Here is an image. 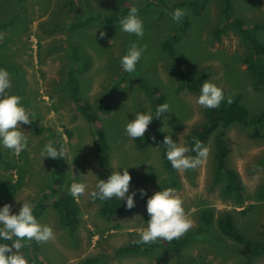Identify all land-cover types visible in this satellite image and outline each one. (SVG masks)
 Wrapping results in <instances>:
<instances>
[{
    "label": "rangeland",
    "instance_id": "rangeland-1",
    "mask_svg": "<svg viewBox=\"0 0 264 264\" xmlns=\"http://www.w3.org/2000/svg\"><path fill=\"white\" fill-rule=\"evenodd\" d=\"M67 1L70 0H22L24 13L19 15L14 0H0V33L4 30L1 20L12 14L19 20L14 27L16 32L8 33V47L3 54L0 52V61L11 63L13 60L19 69L16 73L8 70L12 82L9 91L16 95L20 92L21 103L35 113L30 118L31 124L21 125L29 138L26 150L17 156L0 148L3 159L17 166L9 172L4 164H0V180L10 175L15 180L19 169L24 172L21 186L7 203L15 212L21 201L30 200L34 205L47 191L55 159L42 158L41 149L50 140L63 148V158L70 173L68 178L79 179L73 174H84L90 187L94 186L97 164L92 142L93 123L69 98L70 84L66 79L68 74H73L78 82H71V85L76 86L78 95L91 104V112L99 116L95 124H100L105 132L110 173L117 164L128 166L130 191L137 190L134 197L137 207L123 216H101L97 200L74 199L80 212L77 228L72 234L60 223L57 212L47 207L37 220L52 227L54 238L39 243L40 256L47 259L48 264H78L90 256L100 257L99 264H151L154 253L161 251V247L115 252L146 226L147 221L142 216L146 213L147 197L160 187H171L181 198L194 226L180 237L188 235L186 244L166 253L167 264H244L248 250L222 233L215 218L220 212L229 211L249 238L264 240V201L256 199L264 183V128L260 126L257 135L252 126L232 124L225 133L229 147L228 163L240 174L244 195L248 197L242 206L221 197V180L217 184L213 182L211 141L207 144L210 152L205 163L196 169L175 170L173 177L165 170L160 149L155 143L149 142L144 148H138L136 140L129 139L124 132L127 119L131 120L138 111H151L144 82L156 86L162 92L164 102L169 104V112L163 116L171 131L165 134L174 141L188 143L187 134L205 119L204 108L195 102L198 93L177 89L179 80L170 68L171 58L161 47L169 35L170 25L174 24L163 3L170 5L179 0L155 1L145 9L142 8L147 0H127L128 7L135 5L140 9L138 15L144 25L140 38L122 32L115 21L92 20L68 30V22L74 17L79 20L94 15L121 14L123 17L129 8L123 10L115 0H71L72 11L68 12ZM231 1V13L246 21L264 23V0ZM183 10L188 15L187 30L173 42L171 49L185 54L186 75L196 77L205 73V79L230 93H239L240 102L249 114L260 112L264 108V89L252 87L251 77L240 60L244 42L232 27L225 26L219 0H209L198 16H194L190 9ZM18 25H21L20 31H17ZM24 26L27 30L19 34ZM256 36L264 44V26L256 31ZM133 42L144 49L136 70L124 73V78L116 82L124 72L120 57ZM86 59L91 62L87 64L88 69L82 71L80 67ZM100 99L109 105L107 110L102 109ZM163 116L162 120L165 119ZM167 125L162 127L161 122L162 131H169ZM66 129L71 131V136ZM173 178L176 184H173ZM141 188L145 190L143 197L138 191ZM47 201L43 200L44 203ZM204 207L212 210L214 233L195 230L201 225L200 210ZM251 264H264V253L254 257Z\"/></svg>",
    "mask_w": 264,
    "mask_h": 264
},
{
    "label": "trees",
    "instance_id": "trees-1",
    "mask_svg": "<svg viewBox=\"0 0 264 264\" xmlns=\"http://www.w3.org/2000/svg\"><path fill=\"white\" fill-rule=\"evenodd\" d=\"M115 1L123 6V10L128 7L127 0ZM155 1L163 2L164 0H147L145 7L142 9L153 5ZM208 1L209 0H179L178 2L172 3L170 5H166L165 2L163 4L165 5V11L169 15L172 12V7H174L190 9L194 16H198L202 10H205ZM14 2L16 4V9L18 10L16 13L22 15L24 13V9H22V0H14ZM219 4L221 12L225 18V26H229L230 28L232 27L234 32L239 36L242 42H244V51L240 56V60L242 64L246 66V70L251 77L250 80L252 87L256 90L264 89V44L256 36V31L259 28L263 27L264 23L258 21H246L245 19H242L239 16L231 13L230 11L233 7L231 0H219ZM68 5L70 7H67V11L71 12L73 2L71 0L67 1V6ZM137 9L140 11L139 8ZM15 17L16 16L12 14L8 17V19L1 20V27L2 29H4L0 33V52H2V54L3 51H5V49L8 47V43L6 41L8 33L10 31L16 32V29H14V27L15 25H17L19 20H17V18ZM121 18V14H113L108 16L94 15L88 16L81 20L74 17L68 22L67 29L69 30L71 26H83L85 23H88L92 20L119 22ZM187 23L188 15L185 13L180 22L170 25L169 35L164 39L161 47L169 54V57L171 58L170 68L174 70L179 80L177 89H187L190 92L199 94L200 85L204 82L206 74L200 73V75L196 77L187 76L184 72V64L186 61L185 54L183 52H176L171 49L173 42L181 38L186 33ZM20 26L21 25H18V28ZM225 26L224 29L221 28V30L224 31ZM26 30L27 27L24 26L22 28V32L19 34H23ZM17 31H20V28L17 29ZM2 54L0 53V58H2ZM77 58H80L79 55L77 56ZM90 62L91 61L86 59L80 69L82 71H86L89 67L88 65H90ZM0 66L7 70H13V73H16L17 71L19 72L16 63L13 60H11V63H7L5 60H2L0 61ZM124 73L126 74L127 72H123L122 76H119L115 81L120 82L121 79L125 76ZM66 82H69L70 84V89L68 88L69 98H71V101L74 105L78 106L81 109V112L87 118V120L93 123L92 142L97 164V179H106L110 174L108 155L109 149L103 128L100 124H95V122L99 120V116L96 112H91L93 111L91 108V104H89L87 100H84L83 97H80V95H78L76 86H73V84L71 85V82H78L77 79L74 78L73 74H68V79H66ZM144 90L146 95L150 99L151 112L154 114L155 108L159 104L164 103V96L156 86L147 85L145 82ZM222 90L225 94V97L227 99H230L231 102L228 103L226 102V100H222L219 108H204V121L195 126L187 134L186 137L188 139L189 147H191V144L195 140H199L205 145H207L209 141H211L212 157L214 161L213 182L217 184L221 180V197L233 201V203L237 206H242L248 199V197L244 195V188L242 186L240 174L228 163L229 147L226 142L225 133L230 125L239 124L245 127L252 126L254 133L257 135L260 134V126L261 128H264V108L260 112L249 114L246 107L243 106L240 102L241 96L239 93H230L224 88H222ZM18 94L20 95V92H18ZM99 101L102 105L103 110H107L109 108V105L107 103H103L104 101L102 102L101 99ZM160 119L162 120V116L160 117ZM160 119L153 118L151 123L148 125L147 135L135 139L136 146L138 148H144L149 142L155 143L156 146L160 149V158L165 167V170L168 173L172 174L173 177H175V169L171 167L169 161L165 158L166 146L163 145L162 142L163 136L166 134L162 132ZM38 130L39 129H37V131ZM66 133L68 134V136H71L70 130L66 129ZM55 146L57 145L55 144ZM190 155H194V153L190 152ZM54 159L55 160L53 163L51 184L47 188V191L41 195V198H39V200L34 203L33 214L36 218H38L40 214L50 206L57 212L58 219L63 227L68 230L69 234H72L77 228L80 209L73 197L68 192V188L72 180L68 178L70 173L66 168L65 159L59 157ZM0 164H4L5 169L9 172L13 170V167L17 169V166L14 163L6 162L3 159L1 150ZM18 171V176L15 180L11 178V175L6 179L3 178L0 180V205L8 202L14 196L16 190L21 186L24 172L22 171V169H19ZM175 180L176 179L173 178V184H176ZM256 199L258 201H264V183L260 186L258 194L256 195ZM43 200H48V203H44ZM97 201L99 202L98 212L101 216H123L132 213L137 207L135 203L134 207L126 208L124 206L123 200L119 202L115 198H112L111 200H105L103 202L99 200ZM251 205L252 204H250L249 207ZM244 209H242L241 211H243ZM142 218L144 220L148 219L147 212L143 214ZM213 219L214 218L211 208H202L200 210L201 225L195 230L198 233H214L211 228L212 222L214 221ZM215 222L222 233L246 247V249L248 250V258L246 259V262L244 264H251L254 257H258L264 253V240L249 238V235L238 226L231 212H220L215 218ZM187 236L188 235H185L184 238L175 239L169 242L158 240L155 243L145 245L137 243L138 233H135L134 238L131 239L127 244H124L117 248L115 253H129L130 251H137L140 248L152 250L155 247H161V251L154 253V260L151 264H167L168 260L166 259V253L171 249L180 248L181 246H183V244H186L188 239ZM4 242L8 243L11 246V241ZM40 251V245L35 241L24 242L23 247L20 249L21 254H23L27 258L29 264H48L49 261L40 256ZM99 263L100 257L90 256L83 258L78 264Z\"/></svg>",
    "mask_w": 264,
    "mask_h": 264
},
{
    "label": "clouds",
    "instance_id": "clouds-1",
    "mask_svg": "<svg viewBox=\"0 0 264 264\" xmlns=\"http://www.w3.org/2000/svg\"><path fill=\"white\" fill-rule=\"evenodd\" d=\"M184 15L185 10L181 8H175L170 13L174 23L180 22ZM118 25L124 33L137 38L143 36V21L135 5L129 7L127 14L119 20ZM100 35L103 36V32ZM143 51V47H138L135 42L127 48L119 60L124 72L133 73L136 70ZM11 88L10 73L7 69L0 67V148L10 150L18 156L26 150L29 144V138L21 129V125L31 124L30 118L34 117L35 113L21 103L22 97L10 93ZM222 100L231 102L225 97L221 87L205 79L200 85L195 102L205 109H216L220 107ZM165 112H169L167 102L159 104L154 114L151 111L136 112L131 120L127 119L124 126L125 134L129 139L143 137L153 118L160 119ZM165 120L166 117L161 120L162 127L167 125L164 123ZM170 131L169 128V131L162 132L169 133ZM162 144L166 146L165 158L177 172L196 169L207 161L210 152L209 147L199 140H195L189 147L187 142L174 141L167 134L163 136ZM190 152L194 155H189ZM41 156L42 158H63L64 151L62 147L58 148L50 140L43 145ZM117 167L119 171L115 170ZM127 168L128 166L115 165L106 179H97L92 187L84 174H73L79 179L72 180L68 192L73 199L87 197L92 201L103 202L115 198L119 202L123 200L126 208H132L135 204L134 197L137 190L130 191L131 176ZM138 191L141 197L145 196L143 188ZM21 202L15 212L11 210L12 206L7 202L0 205V264H29L27 258L19 251L24 242L46 243L54 238L52 227L40 223L34 216L33 203L30 200ZM145 208L148 215L147 224L138 233L137 243L146 245L158 240L169 242L179 239L194 226V222L185 212L181 198L171 187H160V190L148 196ZM4 241H11V246Z\"/></svg>",
    "mask_w": 264,
    "mask_h": 264
}]
</instances>
